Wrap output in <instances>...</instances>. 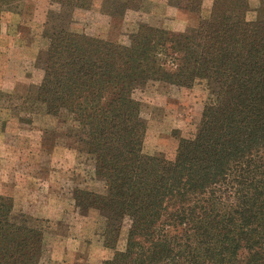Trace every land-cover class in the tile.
Returning <instances> with one entry per match:
<instances>
[{
    "label": "trees",
    "instance_id": "16d2710c",
    "mask_svg": "<svg viewBox=\"0 0 264 264\" xmlns=\"http://www.w3.org/2000/svg\"><path fill=\"white\" fill-rule=\"evenodd\" d=\"M52 1L90 9L93 0ZM202 4L178 0L198 14ZM250 12L248 0H214L193 35L142 22L128 44L53 16L35 105L65 118L87 147L91 182L103 185L75 192L80 221L95 212L91 225L113 250L128 231L125 251L102 264H264V0ZM151 82L207 93L196 134L170 156L143 152L134 93ZM13 210L0 196V264H41L45 221Z\"/></svg>",
    "mask_w": 264,
    "mask_h": 264
},
{
    "label": "rangeland",
    "instance_id": "374dc122",
    "mask_svg": "<svg viewBox=\"0 0 264 264\" xmlns=\"http://www.w3.org/2000/svg\"><path fill=\"white\" fill-rule=\"evenodd\" d=\"M127 1L93 0L90 9H72L52 0H0V196L12 200L15 215L45 221L41 264H102L127 246V229L121 231L113 250L104 246L100 225H91L97 219L95 212L89 213L86 222L80 221L75 192L87 188L103 191V185L91 182L93 163L87 147L69 134L65 118L48 115L35 105L53 16L65 14L73 19L75 30L128 44L142 22L127 21L125 14L130 9L124 14L121 9ZM248 2L252 11L248 19H252L260 0ZM132 9L149 13L143 14L145 18L152 15L143 22L154 28L193 35L201 19L209 16L212 4L203 0L199 14L179 8L178 0H143L142 6ZM134 98L147 123L143 152L170 156L182 138L196 134L207 93L202 85L183 89L151 82L138 89ZM54 246L56 252L50 259ZM65 246L74 247L76 257L62 256L59 248Z\"/></svg>",
    "mask_w": 264,
    "mask_h": 264
},
{
    "label": "crops",
    "instance_id": "0c3cea01",
    "mask_svg": "<svg viewBox=\"0 0 264 264\" xmlns=\"http://www.w3.org/2000/svg\"><path fill=\"white\" fill-rule=\"evenodd\" d=\"M144 1H149V0H144ZM204 1L205 2L206 1H209L210 4H212L214 0H204ZM143 14H146L147 15L149 13L134 12V11L129 10L125 15H126L127 21L129 23H136V22L138 23V22H143V21L144 22L150 21V18H151L152 15L150 16V18L149 17L148 18H145V15H143ZM77 243H78L77 239L74 238L73 239V244L76 245ZM67 247L65 246L63 248H59L60 249L59 251L61 252V255L62 256L63 255H66V259H68V256H71V257H74L75 256L76 257V255L73 252V250H74L73 248L74 247H71V248L69 246H67ZM55 252H56V248L54 246L53 249H52V251H51V258L50 259L53 258V253H55ZM60 252H59V254H60ZM67 253H68V255H67ZM78 258H79V256H78ZM81 262H82V260H81ZM95 263H97V261H95ZM65 264H70V263L67 261Z\"/></svg>",
    "mask_w": 264,
    "mask_h": 264
}]
</instances>
